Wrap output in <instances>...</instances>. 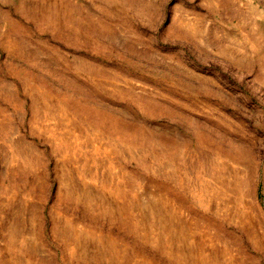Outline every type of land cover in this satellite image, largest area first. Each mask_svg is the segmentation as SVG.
Returning a JSON list of instances; mask_svg holds the SVG:
<instances>
[{"label":"rangeland","instance_id":"374dc122","mask_svg":"<svg viewBox=\"0 0 264 264\" xmlns=\"http://www.w3.org/2000/svg\"><path fill=\"white\" fill-rule=\"evenodd\" d=\"M0 264H264V0H0Z\"/></svg>","mask_w":264,"mask_h":264}]
</instances>
